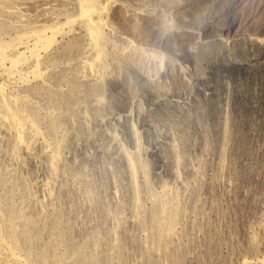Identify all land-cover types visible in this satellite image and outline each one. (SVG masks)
<instances>
[{
    "label": "rangeland",
    "instance_id": "rangeland-1",
    "mask_svg": "<svg viewBox=\"0 0 264 264\" xmlns=\"http://www.w3.org/2000/svg\"><path fill=\"white\" fill-rule=\"evenodd\" d=\"M0 264H264V0H0Z\"/></svg>",
    "mask_w": 264,
    "mask_h": 264
},
{
    "label": "bare ground",
    "instance_id": "bare-ground-1",
    "mask_svg": "<svg viewBox=\"0 0 264 264\" xmlns=\"http://www.w3.org/2000/svg\"><path fill=\"white\" fill-rule=\"evenodd\" d=\"M83 13H84V11H83ZM88 14V13H87ZM90 15V14H89ZM89 19H91V16H90V18H88V20ZM98 22V21H97ZM88 23V22H87ZM89 23H91V22H89ZM92 24V23H91ZM97 24V23H96ZM97 28V27H96ZM96 33V32H95ZM229 35H231L232 34V29L231 30H228V32H227ZM226 33V36L227 37H229L228 36V34ZM92 36V35H91ZM54 38V37H53ZM94 38V37H93ZM95 39V38H94ZM162 39V41L164 42V41H166V39L164 38V37H162L161 38ZM52 40V39H51ZM96 40V39H95ZM26 56V55H25ZM22 60V59H21ZM24 61V60H23ZM23 63V62H22ZM135 113V114H134ZM137 109H134L133 111L131 110L130 112H128V114L124 117V123H125V125H126V130H128V133H129V135L130 134H132L133 133V126L131 125V123H130V120H131V117H132V115L134 114V115H137ZM134 124V123H133ZM136 124V123H135ZM137 135V134H136ZM131 138V137H130ZM135 147V146H134Z\"/></svg>",
    "mask_w": 264,
    "mask_h": 264
}]
</instances>
